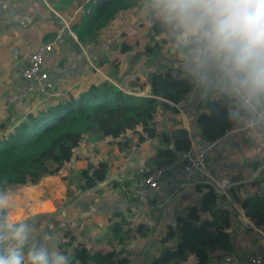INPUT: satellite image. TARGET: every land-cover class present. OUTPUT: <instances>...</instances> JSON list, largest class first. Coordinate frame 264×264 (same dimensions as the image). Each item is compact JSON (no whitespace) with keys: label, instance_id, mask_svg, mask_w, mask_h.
I'll list each match as a JSON object with an SVG mask.
<instances>
[{"label":"crops","instance_id":"obj_1","mask_svg":"<svg viewBox=\"0 0 264 264\" xmlns=\"http://www.w3.org/2000/svg\"><path fill=\"white\" fill-rule=\"evenodd\" d=\"M93 1L0 0V134L6 128L9 132L19 117L41 102L31 82L10 74L15 62L23 60L38 45L50 42L52 51L47 54V70L55 88L63 92L65 98L70 93L76 94L97 75L95 56L104 48H111L112 33L125 36L123 33L129 30L128 24H133L130 18L123 20L128 11L119 14L111 31H105L94 41L78 39L72 26L78 14ZM63 21L70 32L64 30L61 38L55 39ZM139 81L145 82L149 92L147 80L140 76ZM209 97L216 100L218 95L209 94ZM200 98L199 92L193 91L184 102L186 110L180 112L190 145L193 143L203 153L208 174L196 170L182 172L178 151L167 163L169 168L161 177L158 191L147 193L148 200L141 199L133 191L134 183L156 158L155 150L172 148V143L162 142L159 138L143 141L134 138L130 147L120 151L114 145L115 140H89L86 133L59 175L46 176L36 184L13 189L20 200L17 215L30 219L42 215L31 224L37 239L45 231H52L50 225H54L59 234L58 247L61 251L71 250L73 264H96L93 261L81 263L78 250L82 248L89 254L114 251L115 264H152L151 257L158 254L157 242L166 226L174 224L176 217L187 207L199 206L203 193L211 189L216 195L213 209L228 210L226 230L229 239L217 246L215 252L200 249L181 263L221 264L222 258L229 255L231 264H246L244 251L257 240L254 227L264 228V190L260 187V183L264 184V169L258 179H250L256 167L264 163V134L255 138L251 129L237 122L220 139L207 141L195 124L201 110H197ZM100 160H108V173L119 179L112 180L98 193L87 192L65 211H58L86 189L81 186L86 179L81 178L80 169ZM206 180L222 189L223 194L216 193ZM223 181L226 182L224 189ZM243 197L250 198L246 206L239 200ZM249 214H253L252 217ZM207 216V210L201 212V218ZM115 222L119 225L116 237ZM150 238L155 255L144 250ZM175 242V238L170 239L168 245Z\"/></svg>","mask_w":264,"mask_h":264},{"label":"trees","instance_id":"obj_2","mask_svg":"<svg viewBox=\"0 0 264 264\" xmlns=\"http://www.w3.org/2000/svg\"><path fill=\"white\" fill-rule=\"evenodd\" d=\"M136 4L137 0H94L78 14L72 28L79 40L94 41L95 37L112 30L119 14L137 11ZM149 24L154 36L162 35L158 26ZM154 48L150 44L142 46L146 55L154 54ZM120 51L132 52L135 56L141 53L126 42L120 44ZM139 78L116 79L118 82L112 83L96 75L76 94L40 102L25 116L19 117L9 132L6 128L0 134V187L13 190L36 184L46 176L59 175L87 132H95L98 140H115L114 145L120 151L130 147L134 138L139 141L159 138L162 142L172 143V148L155 150L156 158L152 163L157 165L169 163L176 152L188 149L190 140L180 110H186L184 102L193 95V90L182 68L150 70L146 77L150 90L146 94H142L144 84ZM197 106V110H201L195 124L207 141L220 139L237 125V121L231 119L230 107L223 95H218L216 100L210 99L209 95L201 97ZM109 165L108 160H100L80 169L81 178L86 179L81 186L89 188L103 182ZM102 189L93 191L98 193ZM215 197L211 189L206 190L199 206L187 207L176 217L174 224L166 226L157 242L158 254L151 257L152 264H183L181 262L190 254L200 249L215 252L217 246L228 241V210L213 209ZM239 200L243 206L250 202L249 197ZM205 210L209 216L201 218V212ZM40 216L30 219L29 224ZM113 226L116 237L119 225L115 222ZM173 238L176 242L168 245ZM78 253L81 263L115 264L114 251L89 254L82 248Z\"/></svg>","mask_w":264,"mask_h":264},{"label":"clouds","instance_id":"obj_3","mask_svg":"<svg viewBox=\"0 0 264 264\" xmlns=\"http://www.w3.org/2000/svg\"><path fill=\"white\" fill-rule=\"evenodd\" d=\"M158 26L194 92L223 95L231 119L264 134V0H137ZM15 190L0 187V264H73L59 234H33Z\"/></svg>","mask_w":264,"mask_h":264},{"label":"built area","instance_id":"obj_4","mask_svg":"<svg viewBox=\"0 0 264 264\" xmlns=\"http://www.w3.org/2000/svg\"><path fill=\"white\" fill-rule=\"evenodd\" d=\"M64 30L70 32V29L65 22L59 27L55 39L61 38ZM51 51L52 44L50 42L42 43L32 52L27 54L23 60L15 62L10 70L11 75L24 81H29L35 86L36 92L40 95L41 102L59 100L64 95L63 92L55 88L47 70V54ZM179 161L182 172L196 170L202 174H208L203 153L198 151L193 143H191L188 149L180 151ZM168 168V164H149L142 173L140 179L134 183V193H136L141 199L148 200L147 193L158 191L161 177ZM225 185L226 182L223 181L221 184L223 189ZM163 215L166 219L169 218L166 212H163ZM254 228L257 232V240L252 247L244 251L243 259L246 264H264V228ZM144 250L149 255H155V247L151 238L145 244ZM231 259L232 258L229 255L224 256L221 264H231Z\"/></svg>","mask_w":264,"mask_h":264},{"label":"rangeland","instance_id":"obj_5","mask_svg":"<svg viewBox=\"0 0 264 264\" xmlns=\"http://www.w3.org/2000/svg\"><path fill=\"white\" fill-rule=\"evenodd\" d=\"M126 15L123 20L125 21L130 18L133 20V24H128L127 27L129 30L126 31L127 33L123 37L121 35L118 37L116 33H112L110 40L111 48L105 45L107 48H104L101 54H96L94 63L102 71L100 72L97 68V75L106 78L112 83L115 81L118 82L116 79L125 81L129 77L135 78L140 76L145 81L147 80V74L152 69H162L163 67L174 68L179 66V62L170 52L166 37L163 35L154 36L150 29V24L139 15L138 10L134 11V13H126ZM124 41L128 45H132L134 51L137 50V52L141 53L135 56L132 52L126 54L120 51V44L121 42L125 43ZM144 44L155 46L154 54L146 55L142 49ZM118 62H120V65H117ZM120 75L122 76L118 78L117 76ZM142 87L144 88L142 94L148 93L146 85ZM87 134L89 140H95L97 138L95 132H87Z\"/></svg>","mask_w":264,"mask_h":264},{"label":"water","instance_id":"obj_6","mask_svg":"<svg viewBox=\"0 0 264 264\" xmlns=\"http://www.w3.org/2000/svg\"><path fill=\"white\" fill-rule=\"evenodd\" d=\"M262 169H264V163H261L258 167H256V169L252 172L250 179H253V178L258 179L257 176H258V174L260 173V171ZM115 179L118 180L119 178L115 174H109V173H107L106 176H105V180L103 182L98 183V184H95V185H93V186H91L89 188H86L85 190H83V192L81 194H79L76 198H74V200H72V202L70 204H68V205L60 208L58 211H64L66 208H68L69 206H71L74 203H76L87 192L93 191L95 189L103 188L106 185H108L112 180H115ZM206 183L209 184V185H211L215 189V192L216 193L223 194V190L220 189V188H218L211 181L206 180ZM229 185H232V183L229 184ZM260 187L262 188V190H264V184L263 183H260ZM226 189H228V187Z\"/></svg>","mask_w":264,"mask_h":264}]
</instances>
